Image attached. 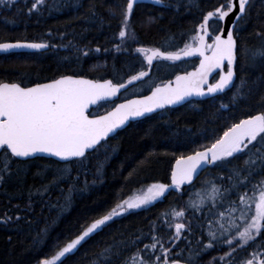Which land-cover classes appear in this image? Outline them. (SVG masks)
Listing matches in <instances>:
<instances>
[{
  "label": "trees",
  "instance_id": "16d2710c",
  "mask_svg": "<svg viewBox=\"0 0 264 264\" xmlns=\"http://www.w3.org/2000/svg\"><path fill=\"white\" fill-rule=\"evenodd\" d=\"M122 2L46 0L39 11L31 14L28 8L33 0H16L11 6L0 5V42L25 40L56 45L41 52L0 53V82H19L22 86H31L62 74L125 82L131 75L147 69L143 55L135 53L136 47H160L173 35L175 45L168 50L183 47L184 43L191 42L190 35L194 34L193 30L202 15L223 0H184L189 6H182L179 10L156 5L153 0H142L135 9L131 25L136 33V42L129 41V51L117 52L114 45L119 43L116 38L119 16L113 17L109 10ZM49 5L54 7L50 9ZM148 17L156 19L149 22ZM238 43L249 48L264 43V0H252L248 14L240 21ZM97 47L101 49L100 52L95 51ZM83 51H87L88 55L84 56ZM198 61L199 57H192L176 61L174 65L181 66L180 70L183 71L196 67ZM251 63L250 60L245 62L243 57L238 59L235 87L225 93L167 107L130 122L83 163L69 165L70 176L58 186L50 187L47 192L43 191L41 185L51 180L53 172L65 169L64 162L45 157L14 161L13 168L20 169L19 179L14 175L6 183L0 184V264H38L39 260L54 254L57 242L62 245L74 238L82 225L119 199H126L151 183H170L175 160L181 154H191L202 146H210L231 124L264 111V60H256L254 67ZM157 68L156 62L152 74ZM241 80L247 81V88L244 89L246 95L230 103ZM221 103L228 104L229 108H221ZM114 106L115 102H103L89 113L100 115ZM250 146L252 151L261 147L257 143ZM248 155L249 152L238 154L231 159V163L210 167L195 181V190L188 187L182 194L171 191L163 201L147 209L116 218L109 227L62 258L63 264H93V254L111 243L113 238L119 240L121 234L128 237L141 229L148 232L149 225L163 212L179 208L188 210V222L195 229L188 241L192 242V247H198L196 238L200 240L201 235L206 234L208 225L214 224L204 218L207 206L196 213H191V209L185 207L189 194L193 193L195 197L198 189L209 188L206 181L216 180L219 183L218 177L226 182L229 170L234 166H243ZM98 165H102L99 179L96 172ZM44 169L48 172L42 179L36 173ZM255 176L260 175L254 174L252 177ZM85 180L88 181L86 189ZM69 197L70 202H67ZM218 209L223 211L224 207ZM158 223L161 224L159 235L167 246L173 229H168L163 221ZM149 242L147 238L143 241ZM202 242L206 243L207 240ZM261 242L262 238L258 237L256 242L239 253H245L244 257L247 258L253 250L264 251V247H256ZM181 244L184 253L180 258L183 259L188 249L183 242ZM133 251L128 249L120 258H115L114 264H120V260ZM206 257L205 254L202 264Z\"/></svg>",
  "mask_w": 264,
  "mask_h": 264
},
{
  "label": "snow or ice",
  "instance_id": "6c2138e0",
  "mask_svg": "<svg viewBox=\"0 0 264 264\" xmlns=\"http://www.w3.org/2000/svg\"><path fill=\"white\" fill-rule=\"evenodd\" d=\"M15 3L16 0H0V5L11 6ZM45 3L46 0H33L28 13L39 11ZM153 3L177 10L182 6H189L184 0H153ZM138 4L139 0H123L109 10L113 17L119 16L116 37L119 43L114 45L117 52L129 51V41L136 42V33L131 25ZM251 6L252 0H238V3L237 0H223L202 15L201 21L193 30L194 34L190 35L191 42L184 43L183 47H177L175 51L168 50L175 45L174 35L168 37L160 47H136L135 53L143 55L148 70L138 71L126 82L88 79L78 74H62L58 78L32 86H22L19 82H0V184L6 183L14 175L19 179L20 169L13 168V162H18L17 158L27 161L38 154H47L57 158L58 162H64L66 166L65 169L53 172L51 180L41 185L43 191L47 192L50 187L58 186L70 176L69 165L83 163L92 153L103 148L129 121L147 117L158 109L180 104L191 97L214 96L235 87L240 57L245 62L250 60L253 67L256 60H264V43L256 48L238 43L240 21L248 14ZM48 7L51 9L54 5ZM92 14L95 15V12ZM229 17L232 19L229 20ZM155 19L148 17L149 22ZM50 47L54 48L56 45L20 40L0 42V52L3 53L17 49L44 50ZM95 51L100 52L101 49L97 47ZM83 55L87 56L88 52L83 51ZM187 57H199V65L193 71L175 75L174 80L150 87L149 95L125 99L104 115H90L91 106L117 97L121 90L127 91L134 82L148 77L154 61L176 62ZM210 78L213 82H210ZM245 88L247 81L241 80L230 103H235L238 98L246 95ZM248 91L251 89L248 88ZM220 107L227 109L229 105L221 103ZM253 142L261 147L252 151L249 145H253ZM246 150L249 155L243 166L230 169L226 182L220 177L216 178L219 183L216 180L206 181L209 188H201L194 193L198 202L193 199V193L189 194L186 208H192L196 212L207 206L208 211L219 219L215 230L209 227L206 234L201 235L197 241L198 247H192V242L188 241V254L183 259L180 257L183 256L184 249L173 253L172 249L177 244L167 247V242L159 235V221H163L168 229L174 230L168 241L178 243L181 239L187 240L185 233L195 231L192 223L185 220V211L173 209L158 216L149 225L148 232L141 229L128 237L121 234L122 238L119 240L113 238L111 243L105 244L99 252L93 254L92 261L93 264H114L115 258H120L128 249H134L120 260V264H202L209 250L226 245L229 250L212 257L207 264H232L231 258L236 250L256 242L258 237L262 238V242L257 243L256 247H264V111H261L231 124L210 146H202L191 154H181L172 168L170 184L153 183L139 195L119 199L113 206L102 210L82 225L74 238L62 245L57 242L54 254L39 260L38 264H63L62 258L109 227L116 218L132 210L147 209L149 205L165 198L170 190H180L186 184L192 185L199 171L204 168L231 163V159ZM101 169L102 165H98L97 179L102 174ZM47 172L44 169L36 175L44 179ZM254 174L260 175L256 182L251 180ZM87 185L88 181L85 180V189ZM71 191L70 187L69 192ZM204 192L208 193L207 196L202 195ZM67 202H70V197ZM225 204L227 207L219 211L218 208ZM146 238L150 240L149 243H143ZM205 239L207 242L203 243ZM157 252L160 254L156 255ZM239 264H264V251L253 250L250 258L241 260Z\"/></svg>",
  "mask_w": 264,
  "mask_h": 264
},
{
  "label": "rangeland",
  "instance_id": "374dc122",
  "mask_svg": "<svg viewBox=\"0 0 264 264\" xmlns=\"http://www.w3.org/2000/svg\"><path fill=\"white\" fill-rule=\"evenodd\" d=\"M176 62H171V61H157V64H158V68H157V71L154 73V74H151L149 77H147L146 79H144L143 81H141V82H139V83H137V84H135V85H133L132 87H130L126 92H124L123 94H122V96H121V98L122 99H126V98H129V97H132V96H137V95H140V94H144V93H146V92H148L149 90H150V87H154V86H156V85H159V84H162V83H164V82H166V80H165V78H167L168 76L169 77H171L172 75L173 76H175V75H177V74H179L180 73V67L181 66H175L174 64H175ZM159 71L161 72V73H159ZM168 75V76H167ZM166 76V77H165ZM256 144V142H253V145H255ZM249 149H251V146L249 145ZM245 152H248V150H246ZM242 154V153H241ZM258 179H260V176H255V177H251V180H252V182H256ZM201 182H204V180L203 181H201ZM155 183H158V182H155ZM159 183H161V182H159ZM151 184H153V183H151ZM194 184H195V182H193V184L192 185H188V184H186V185H183L182 186V189H180L179 190V194L181 193H183L184 191H186V188L188 189V187H191V189H194L195 190V188H196V186H194ZM150 185V184H149ZM196 185V184H195ZM148 186V185H147ZM147 186H145V187H143V188H140V189H138V190H136L133 194H131L129 197H131V196H135V195H139L142 191H145L146 189H147ZM202 188H204V187H202ZM201 189V188H200ZM200 189H198V190H200ZM205 189H207V188H205ZM190 190V189H189ZM197 190V191H198ZM207 192H204V193H202V195H205V196H207ZM128 198V197H127ZM126 198V199H127ZM195 198V200H197V202H198V198L197 197H193V199ZM188 202V201H187ZM187 202H186V204H187ZM155 203H157V202H155ZM154 203V204H155ZM151 205H149L148 207H150ZM224 208L225 207H227V205L225 204V205H222ZM222 206H220V207H222ZM147 207V208H148ZM219 207V208H220ZM191 209V213H196V212H194V210L192 209V208H190ZM139 210H141V209H139ZM179 210H184V208H179L178 209V211ZM219 211H221L220 209H218ZM132 211H136V210H132ZM131 211V212H132ZM185 211V220L186 221H189V214H188V210H184ZM215 211V210H214ZM126 215V214H125ZM202 215V214H201ZM204 215H206V216H204V218H206V220L209 222V223H211V224H214L213 226H211V225H208V229H209V227H211L213 230H215V228H216V222L218 221V219H219V217L218 216H216V215H214L213 213H210L208 210H205L204 211ZM119 218V217H118ZM174 231V230H173ZM192 234L193 233H188V232H186L185 233V236L187 237V240H185V239H181L178 243L176 242V241H168V245H167V247H171L172 246V244L173 243H176L177 244V246L176 247H174L173 249H172V251H173V253H175V252H177L179 249H181L182 248V244L181 245H179V243H181V242H183V245H185V247H186V249H189V244H188V239H190V238H192ZM196 240H199L198 238H196ZM244 248H238L237 250H236V252L233 254V257L231 258L232 259V264H239V262L241 261V260H244V259H246L244 256H245V253H239V252H241V251H244L243 250ZM229 249H228V247L226 246V245H224V246H222V247H220V248H216V249H213V250H209V253H207L206 254V261H205V263H203V264H207V262H208V260H210V259H212V257H215V256H219V255H222L224 252H226V251H228ZM242 255V256H241ZM247 258H250V256L249 257H247Z\"/></svg>",
  "mask_w": 264,
  "mask_h": 264
},
{
  "label": "water",
  "instance_id": "95a60500",
  "mask_svg": "<svg viewBox=\"0 0 264 264\" xmlns=\"http://www.w3.org/2000/svg\"><path fill=\"white\" fill-rule=\"evenodd\" d=\"M142 0H139V2H141ZM237 3H238V0H237ZM238 10V9H237ZM232 19V17H229V20H231ZM17 41V40H16ZM16 41H6V42H16ZM20 41H23V42H37V41H25V40H20ZM45 50H47V49H44V50H31V49H17V50H14V51H12V52H9V53H20V52H41V51H45ZM1 54H8V53H3V52H0ZM188 58H191V57H187V58H184V59H188ZM154 64H155V61H154ZM154 64H153V67H152V69L149 71V75L152 73V70H153V68H154ZM198 65H199V63H198ZM197 65V66H198ZM195 69V68H194ZM194 69H192V70H190V71H187V72H191V71H193ZM148 70V69H147ZM146 70V71H147ZM185 72H183V73H180L181 75L182 74H184ZM215 75V74H214ZM236 76H237V74H236ZM145 78H147V77H145ZM144 78V79H145ZM88 79H91V78H88ZM175 79V77L174 78H172V79H170V80H174ZM235 80H236V78H235ZM169 81V80H168ZM126 82V81H125ZM138 82H140V81H137V82H134V84L133 85H135V84H137ZM210 82H212V80H211V78H210ZM166 83V82H165ZM164 84V83H163ZM133 85H131V86H133ZM160 85H162V84H160ZM32 86V85H31ZM131 86H129L128 88H130ZM226 91H228V90H226ZM225 91V92H226ZM122 92H124V90H121V93ZM121 93H119L118 94V96L117 97H113V98H111L110 100H108V101H116V100H118L119 98H120V95H121ZM150 94V92L149 93H147V94H143V95H149ZM143 95H138V96H133V97H131V98H128V99H135V98H138L139 96H143ZM216 95H218V94H216ZM215 96V95H214ZM210 97H213V96H206V97H191V98H189V100L188 101H184V102H181L180 104H177V105H170V106H166L165 108H167V107H177V106H180V105H183V104H185V103H187V102H189V101H191V100H201V99H205V98H210ZM108 101H101L100 103H102V102H108ZM124 102V100L123 101H120V102H118L117 104H119V103H123ZM97 105H95V106H91L90 107V109H89V111L91 110V108L92 107H96ZM164 108V109H165ZM111 110V109H110ZM109 110V111H110ZM160 110H163V109H158L156 112H158V111H160ZM155 113V112H154ZM104 114H106V113H104ZM104 114H101V115H104ZM151 114H153V113H151ZM148 115H150V114H148ZM140 119V118H139ZM138 120V119H137ZM134 121H136V120H134ZM130 122H132V121H129V123L128 124H130ZM128 124L124 127V128H126L127 126H128ZM123 129V128H122ZM119 130H121V129H119ZM118 130V131H119ZM37 157H45V158H50V159H54V160H57V158H55V157H50V156H48L47 154H38V156ZM37 157H34V158H37ZM17 159H19V158H17ZM30 159H33V158H30ZM29 160V159H28ZM209 167H206V168H204L203 170H201V171H199V174H198V176L194 179V181L193 182H195L207 169H208Z\"/></svg>",
  "mask_w": 264,
  "mask_h": 264
},
{
  "label": "flooded vegetation",
  "instance_id": "af4514ba",
  "mask_svg": "<svg viewBox=\"0 0 264 264\" xmlns=\"http://www.w3.org/2000/svg\"><path fill=\"white\" fill-rule=\"evenodd\" d=\"M188 59H189V58H188ZM183 60H186V59H183ZM181 61H182V60H181ZM198 63H199V61H198ZM198 63H197V65H198ZM197 65H196V67H197ZM196 67H194V68H196ZM194 68H192V69H194ZM192 69L185 68L183 71H180V73L187 72V71H190V70H192ZM180 73H179V74H180ZM177 75H178V74H177ZM174 77H175V76L172 75L168 80H170V79H172V78H174ZM212 82H213V81H212ZM129 98H130V97H129ZM121 100H123V99H121ZM119 101H120V100L116 101L115 104H116L117 102H119ZM170 183H171V181H170ZM170 183H169V184H170ZM181 189H182V188H181ZM171 191L179 192V190H170V192H171ZM170 192H169V193H170ZM169 193H168V194H169ZM168 194H166V196H167ZM166 196H165V197H166ZM163 200H164V198H163L161 201H163ZM158 202H160V201H158ZM158 202H157V203H158ZM155 204H156V203H155ZM153 205H154V204H153ZM151 206H152V205H151ZM151 206H150V207H151ZM148 208H149V207H148Z\"/></svg>",
  "mask_w": 264,
  "mask_h": 264
}]
</instances>
